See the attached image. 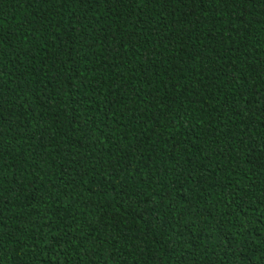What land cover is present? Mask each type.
<instances>
[{
  "label": "trees",
  "instance_id": "trees-1",
  "mask_svg": "<svg viewBox=\"0 0 264 264\" xmlns=\"http://www.w3.org/2000/svg\"><path fill=\"white\" fill-rule=\"evenodd\" d=\"M0 264H264V0H0Z\"/></svg>",
  "mask_w": 264,
  "mask_h": 264
},
{
  "label": "snow or ice",
  "instance_id": "snow-or-ice-1",
  "mask_svg": "<svg viewBox=\"0 0 264 264\" xmlns=\"http://www.w3.org/2000/svg\"><path fill=\"white\" fill-rule=\"evenodd\" d=\"M46 2V0H45ZM145 2L150 6V4L153 2V0H145Z\"/></svg>",
  "mask_w": 264,
  "mask_h": 264
}]
</instances>
